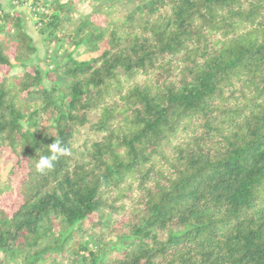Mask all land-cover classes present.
<instances>
[{"label":"trees","instance_id":"16d2710c","mask_svg":"<svg viewBox=\"0 0 264 264\" xmlns=\"http://www.w3.org/2000/svg\"><path fill=\"white\" fill-rule=\"evenodd\" d=\"M33 6L64 52L0 3V264H264V0Z\"/></svg>","mask_w":264,"mask_h":264},{"label":"rangeland","instance_id":"374dc122","mask_svg":"<svg viewBox=\"0 0 264 264\" xmlns=\"http://www.w3.org/2000/svg\"><path fill=\"white\" fill-rule=\"evenodd\" d=\"M34 0H20V3L17 6L10 7L11 0H0L1 5L4 9H13L17 12L21 13L24 17L25 26L28 34L32 37L34 45L36 46V52L33 55V63H36L41 69L45 70L52 64L53 61H55L56 57H60L61 53H63V49L59 52L58 55H54V52L57 48L55 44H51L48 46L43 38V35H41L37 27L35 25L38 16L36 15L37 11H42L36 6H33ZM77 10L79 13H87L91 10L89 5L87 3H81L77 6ZM48 50V54L52 55V59L48 61V58L46 60L45 55L46 51ZM64 50L67 51H73V55L78 60H85L89 59L92 56H94L92 53H89L86 51L84 47H78V48H71V47H64ZM17 69H13L12 73L16 72ZM46 84H48L47 81H45ZM13 170V159L9 157L7 152H4V154H0V175L1 177H5L6 175L10 174ZM21 173V172H20ZM7 202V198H0V202Z\"/></svg>","mask_w":264,"mask_h":264},{"label":"clouds","instance_id":"9594fccd","mask_svg":"<svg viewBox=\"0 0 264 264\" xmlns=\"http://www.w3.org/2000/svg\"><path fill=\"white\" fill-rule=\"evenodd\" d=\"M50 155H41L38 157L35 164V169L38 172H45L46 170H51L54 167V161L59 159L61 156H66L69 154V149L62 146L58 141L53 142L48 145Z\"/></svg>","mask_w":264,"mask_h":264}]
</instances>
